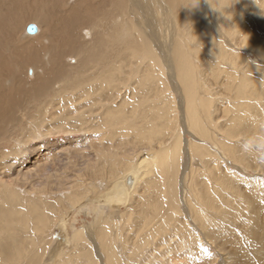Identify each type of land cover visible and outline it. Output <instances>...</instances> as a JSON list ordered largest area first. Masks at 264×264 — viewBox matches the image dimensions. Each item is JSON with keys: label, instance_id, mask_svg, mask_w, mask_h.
I'll return each instance as SVG.
<instances>
[{"label": "bare ground", "instance_id": "6f19581e", "mask_svg": "<svg viewBox=\"0 0 264 264\" xmlns=\"http://www.w3.org/2000/svg\"><path fill=\"white\" fill-rule=\"evenodd\" d=\"M93 1L0 0V177L13 166L1 148L17 133L13 152L29 140L49 148L92 127H118L95 151V177L110 185L99 200L88 197L95 184L54 190L63 178L44 177L45 164L41 188L1 181L0 264H49L44 250L58 251V264H264V164L233 153L236 171L255 170L248 179L227 159L236 141L250 145L248 135L264 142V0ZM91 88L102 111L76 105ZM64 97L68 103L56 101ZM23 100H33L34 114ZM109 111L117 115L104 117ZM61 134L69 137L46 140ZM142 146L151 155L140 165L133 158ZM214 150L223 170L203 165L215 161ZM183 157L190 169L180 168ZM143 172L152 175L139 194ZM64 199L97 206L93 224L74 228L69 240ZM101 205H134V215L105 219ZM128 239L134 253L123 249Z\"/></svg>", "mask_w": 264, "mask_h": 264}, {"label": "rangeland", "instance_id": "374dc122", "mask_svg": "<svg viewBox=\"0 0 264 264\" xmlns=\"http://www.w3.org/2000/svg\"><path fill=\"white\" fill-rule=\"evenodd\" d=\"M95 1H93V2H95ZM78 5H80V3ZM29 23H34V22L32 20H29L25 23V25L27 26V25H29ZM24 27H23L22 31L27 38H29L28 37L29 35H34V34L27 35L26 31L24 30ZM78 32H79V34L81 33L80 28H78ZM88 34L89 33H87L85 35L88 36ZM89 36H90V34H89ZM24 39L25 38H23V36H19V40L25 41ZM87 39L88 38L86 37V40ZM87 41H90V40H87ZM75 62H76V60H74V58H72L71 60H66L65 64L67 65V67L75 66L76 65ZM28 72L30 73V70ZM58 88L59 87H57V89ZM92 91H94V88H91V93H89V96H87L86 100H82L80 103L76 104L77 106H80L81 104H85L86 106L83 109H86L87 113L88 112H94L95 113V112H97V110L102 111V107L100 106V103L97 101L98 99L96 98V100H93V98H95L94 95H96L97 93L93 94ZM65 93H67V92H64V94H63L64 96L66 95ZM105 97H107V95H102L101 99L105 100ZM222 97L223 96L220 95L218 98L219 101L217 102L220 106V111L225 109V106H226L223 102ZM65 98L66 97L56 98V101L60 100L61 102L68 103V101ZM32 101L33 100H28V101L23 100V105L25 106V108H27L26 110L24 109V112L26 111V113H27V111H28L30 114L35 113L36 108L31 105V104H33ZM54 101H55V98H54V100H52V102L50 104H52ZM116 102H119V98L116 99ZM70 111H71V109H68V112H70ZM112 112L113 111L105 112L104 117L113 118L114 116L117 115V114H114ZM56 113L60 114L61 111L60 110L56 111ZM73 114L76 115L75 113H73ZM56 116L57 115H55V117ZM88 125L85 124V130H86V127ZM113 125H117V124L114 123ZM110 126L111 125L107 124V125H103L102 127H98V126L92 127L88 131H81V132L74 133L73 135H71V137H72L71 143H69V142L60 143V141H58L56 145L49 147L51 149L54 148L52 152H49V154L47 153L48 150H46V149H49L48 147L44 148L42 146L43 144H38L40 142L43 143L44 141L38 142L36 140H34L32 142L29 140L28 143L24 142V143H26V150H24V151H19V150L17 151L16 150V152H13L14 150H12L13 149L12 147L14 146V143H15V141H13V140L20 139L19 137L21 136V135H19V133H17L16 135L18 137L16 136L15 139L9 138L8 141H10V142L8 144H6L3 148H1L4 151L9 152L6 160L8 159L7 163L12 164L13 166H11L8 169L6 167H3V169H2L3 172H2V175L0 177V183H1V181L12 182L15 185L18 184L20 186L25 184V185H27L26 189L29 187V185H31L33 183L34 186H37V188H41L42 187L41 184H43V180L41 177L37 176V173H38L37 170L38 169L40 170L41 168H43L46 165L45 167H47V171L43 172V174L45 173L44 177H48L51 173L54 172V175H58L59 177L63 178L59 182L56 181V183H51V186H53L54 190H59L62 192L63 191L66 192L67 190H70L73 193L79 186H83V185L89 186V189L93 190L91 187H92V184H95V185H97L98 189L93 190V192L90 195H88V197L90 199L99 200V197L101 196V194H104L108 190L110 185L108 186L102 180L98 181L97 180L98 178L95 177V175L98 173V171L102 170V168H100V158L96 157L95 151L98 152L100 149L107 147L110 144V142L113 141L107 135H105V133L107 130L109 132V131L117 129L118 127L111 129V128H109ZM74 128L76 130L79 129V126H77V123L74 125ZM181 130H182V126H181ZM64 135L61 134L58 136H52L50 138L48 137V139H46V140L49 141L51 139H57L59 137L60 138L69 137V135H67V136L66 135L64 136ZM110 135H112V134H110ZM61 136H63V137H61ZM248 136L250 137V145L249 144L246 145L244 143V146H240V144H237L238 141H236V143L231 146L232 149H230L228 151L229 156L227 157V159L231 161V164L229 165L231 167V170L233 172L234 171L238 172L241 176L242 175L244 176L245 173L243 174L242 170L240 172L236 171L237 170V169H235L236 165L234 164V162H232L234 160V158H232L233 153H238L241 150L246 151V153L247 152L253 153L251 158L249 159V161H253L254 165H260V166L262 165L263 166V164H264V163H260V162L256 161L257 159H259L261 157H263V161H264V142H261V143L259 142V140L257 139L256 133H254L253 135H248ZM23 138L29 139L26 137H23ZM241 138L243 141V139H244L243 136H241ZM257 144L260 147H256ZM39 146H41V147H39ZM225 147L227 148V145ZM139 148H141L140 149L141 152L138 155H136V156L134 155L135 157L133 156L132 153L129 155H130V158L134 157L133 159L135 160L136 163L143 165L144 160L149 159L151 154H150V151L148 148H143V146L139 147ZM21 149H23V147ZM65 150H69L70 152L68 151L66 153ZM214 151H216V150H214ZM216 155H217V158H215V161H212V163H210V164H208L206 162L203 163V165L206 166V169L208 168V166H210V167L214 166L215 168L218 167L221 169L225 168V160L220 159V153H218L217 151H216ZM39 156H40V158H39L38 164L40 165V167L39 166L37 167L36 165L34 167L31 166L33 161ZM216 159L218 161H216ZM16 161H18V162H16ZM191 163L192 162H190L189 158L183 157L180 160L179 166H180V168L187 167L190 169V166H188V165ZM239 163H242V162H239ZM1 165H0V168L2 167ZM229 166H227V168H229ZM245 169H247V171H248V174L245 175V178L251 179L252 177H255V170H253L250 167H245ZM142 171H144V170H140L139 173ZM49 172H50V174H49ZM40 175H42V174H40ZM150 175H152V174L149 172L147 174L145 172L140 174V182H139L140 185H139V189L137 191L139 194L144 192L145 187L148 183V179H150L149 178ZM201 177H203V176H201ZM239 178H241V177L238 176L235 179H239ZM242 178H244V177H242ZM50 179L54 180V177L51 176L48 180H50ZM197 180H199V178L195 179L196 183H197ZM260 180L264 181V175L260 176ZM252 187H254V186H252ZM197 188H200V187H197ZM212 188L213 187L210 184L209 189H212ZM254 188L257 189L256 187H254ZM83 190H84V187H83ZM236 191H239V189H236ZM256 193H258V192H256ZM66 200L67 199H64L65 202H66ZM65 206L66 207L69 206L67 209V211H68V214L66 216L67 226L65 229L66 240H69L68 237L71 236L70 234L73 232L74 228L80 229L81 226L84 227V226H89V225L93 224L94 219L96 218L94 215V209L97 206L95 205L94 202H91V201H89V203L87 205L82 204V205L72 206L71 202H69L68 200H67ZM101 208H103V210L105 211V217H106L105 219L109 218L110 216L115 217L116 215L120 214L123 217H125V220H122V222H126L127 216L134 215L133 214L134 205L130 206L129 208L126 206H123V207L120 206V209L117 211L112 209L111 207H109V205H104V207L102 206ZM242 209L244 210V208H242ZM115 211H116V213H115ZM242 213L245 214L244 212H242ZM192 218L194 220V217H192ZM205 219L207 220L206 222H208V219L211 220L209 212H205ZM127 223L131 224L130 222H127ZM85 229L87 231L89 228L86 227ZM58 232L59 231L57 230L56 233L58 234ZM56 233H54V234H56ZM123 234L125 235V233H123ZM122 246H123L124 250H126L125 248H127L129 251L134 253L135 249L134 248L131 249L129 247L130 246L129 239L126 240L125 243L122 244ZM64 247L70 248L69 245L64 246ZM44 252H45L44 253V259L46 261H49V264H58L59 263L58 254L56 255V253L58 251L52 252L50 256L49 255L47 256L46 250H44Z\"/></svg>", "mask_w": 264, "mask_h": 264}, {"label": "water", "instance_id": "95a60500", "mask_svg": "<svg viewBox=\"0 0 264 264\" xmlns=\"http://www.w3.org/2000/svg\"><path fill=\"white\" fill-rule=\"evenodd\" d=\"M35 31H36V26L30 23L29 26L27 27V32L34 33Z\"/></svg>", "mask_w": 264, "mask_h": 264}]
</instances>
